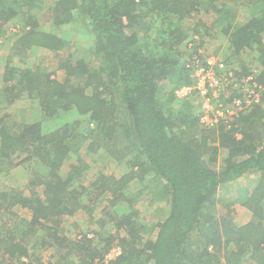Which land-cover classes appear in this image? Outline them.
<instances>
[{
	"label": "trees",
	"instance_id": "1",
	"mask_svg": "<svg viewBox=\"0 0 264 264\" xmlns=\"http://www.w3.org/2000/svg\"><path fill=\"white\" fill-rule=\"evenodd\" d=\"M249 1L254 2L255 13L235 30L231 24L224 29L230 31V55L221 59L225 69H215L224 78L220 94L224 107H231L235 99L244 100L248 84L257 86L259 102L238 111L231 121L210 125L201 119L204 111L197 103L198 89L183 99L176 96L178 89L198 79L183 59L187 53L182 47L199 39L183 31L180 21L200 11L225 21L232 12L227 0L54 1L52 16L58 27L72 24L78 12L86 17L100 62L91 68L83 60L59 57L56 70L64 71L63 81L43 65L7 61L3 66L8 104L26 97L35 107L24 121L8 123L5 118L11 116L0 115V167L8 162L11 170L35 158L47 173L32 169L29 195L0 192L1 201L8 202H0L4 208L0 214L7 217L3 220L6 232L0 234V264H33L30 238L35 234H40L43 244L68 250L58 264H70L65 260L72 254L79 257V264H94L97 258L105 264V255L115 248L120 251L108 264H242L245 257L264 264V0ZM36 2L0 0V48L6 25L18 17L26 27L19 34L21 48L56 54L66 47L63 35L39 30L38 18L25 16L27 6ZM152 30L157 35L153 40L148 35ZM198 44L191 57L198 53ZM248 51L255 52L252 60L245 58ZM117 99L130 119L126 136L134 137L137 144L132 165L119 177L101 174L79 190L73 180L89 168L81 155L70 165L68 178L63 177V167L72 160L67 142L70 123L65 121L47 133L43 128L64 113L87 119L84 125L94 127L90 135L97 132L110 140L120 119ZM25 153L21 160L13 157ZM148 173L157 180L153 181L157 192H150L156 200H164L168 209L151 224L139 218L142 198L134 185ZM251 175L257 182L246 201L228 193ZM83 194L92 200L105 197L114 207L106 214L108 220H101L111 230L99 232L94 246L86 235L72 240L58 230L62 218L89 208ZM16 206L32 213L29 221L21 220L25 228L19 234L13 230L21 221L10 226Z\"/></svg>",
	"mask_w": 264,
	"mask_h": 264
},
{
	"label": "rangeland",
	"instance_id": "2",
	"mask_svg": "<svg viewBox=\"0 0 264 264\" xmlns=\"http://www.w3.org/2000/svg\"><path fill=\"white\" fill-rule=\"evenodd\" d=\"M54 1L55 0H37V4H34L29 8L27 6L25 16H36L39 20V30L43 29L47 31H53L57 34L63 35V37H65L68 41L66 47L58 51L56 54L43 48L27 50H25L26 48H21L20 42L22 41H19V34L22 31H25L26 27L23 25L24 23H20L23 22L22 18L18 17L6 25L7 30L6 33H4V38L1 40L0 60H2L4 63L0 65V76L3 74V66L7 61H12L13 64H20L22 66L24 63L31 66L43 65L48 68V71L53 74L54 78H57L61 81L65 80L66 77L63 70H56V61H58L59 57L71 58L73 61L83 60L91 68L98 66L100 59L94 54L95 38L87 28L85 23V21H87L86 17L82 13L78 12L74 18V21H72V24L58 27V25L54 24V16H52L51 8L54 4ZM226 5L232 9V12L225 21L220 19L217 20L215 19V16H211L205 11H200L199 13L192 12L190 15H187L180 21V26L182 27L183 31L187 32L188 35H191L192 38H197V40L199 39V42L197 41L195 44L200 43L201 47L198 48V53L191 57V53L195 51V44L189 43L183 45L182 48L187 53L183 59L186 60L188 67H192L194 69L193 74L196 78H199V81L190 86H182L176 91V96L178 99H183L186 96L189 97L193 90L198 89L197 103L201 102V109L204 111L201 119L206 125L218 122L221 117L218 116L217 119L213 117L214 113H216L215 108L218 106L216 101H211L210 99L208 102L201 94V92L204 93L205 87H202L204 84V81L202 80L203 75L200 72L199 67L196 65L198 58L201 59L205 57L203 62L199 63L200 67H204L203 63H206V61L208 62V60H211L213 62L212 65L216 66L217 62L221 60L224 55H230V31L226 33L224 29L228 24H231L232 31L235 30L237 24L241 23L246 18L252 17L255 13L253 11V1L227 0ZM17 19H19L20 22H18ZM25 19L26 18L24 17V20ZM154 32L155 31L152 30L150 34H148L152 40L157 36ZM150 48L153 50L154 46H150ZM248 52L249 53L245 54V58L252 60L255 56V52ZM217 74L219 73L217 72ZM11 84L12 83L9 85ZM0 88H2V83L0 84ZM183 89L185 90L184 93L182 92ZM192 96L193 95H191V97ZM7 100V95L5 91H3V93L0 94V115L11 116L5 118L8 123L19 119L24 121V119H27L28 112L32 113V110L35 107L33 106L32 102V105L28 104L30 101L27 100L26 97H22L16 100V102L9 108H7L9 105ZM116 101L118 103V116L120 119L118 121V126L116 127L117 133L114 134L110 140H108V138L105 136H99L97 132H95L93 135H90L92 133L90 128L94 127L91 125H84L83 122L87 121V119L83 117L76 118L73 115L69 116V114L64 115V113L57 116L55 120L53 119L54 121L46 124L43 128V132L47 133L57 129L61 125L70 123L72 130L68 132L69 134L67 135V142L72 148V160L67 162L63 167L65 172L63 177L68 178L70 165L74 164L75 159L81 155L84 162L89 165V168H87L85 172L81 174V176L73 180V186L77 187L79 190H81V187L83 186H90L91 182L96 180L101 174L119 177L127 172L132 165L130 160L132 161L134 155L136 154L137 144L134 137L126 136V133L130 131L131 128L129 115L125 105L122 104L119 99ZM178 105H180V102L176 101V106ZM204 115L211 117L213 121L211 122L210 120H206ZM223 117L227 118L228 121H231L228 116ZM65 121L66 123L64 124ZM75 121H79L81 123H79L77 126ZM230 126L231 125L227 127ZM25 156L26 153L22 156L13 157L17 158L15 160L18 161V159L21 160L22 158H25ZM223 157L224 154L221 152V160ZM5 164L6 165L3 167H0L3 168L0 169V192H9V194H12L14 191H16L22 192L25 195H29L30 188L28 187V182L32 176V169L38 173H41L42 175L47 173L46 166L35 158L28 162L26 160L25 163L17 164L11 170H9L11 168L10 164H8V162ZM143 179L144 180H140L139 183H137V181L134 182V185H136L138 188V192H141L142 198L140 199L141 212L139 214V218L149 221V224H151L163 218L166 215L168 209L164 207V200H156L155 198L158 197L150 192L151 189V191L154 189L156 190L154 182L157 180H154L153 173H148L143 177ZM256 182V176L251 175L244 182H239L237 184V189H230L228 193H231L232 191L239 199L246 201L250 191L256 186ZM158 190H161V184L158 187ZM38 191L40 194H42L43 187H39ZM223 194L224 192L221 191L220 195L223 196ZM82 198L83 203L88 205L89 210L83 207V209H79L73 215L65 216L61 219V224L58 226V230L61 234L72 240L80 239L83 235H86L93 239L92 245L94 246L99 242V232H109L111 230L109 225L102 224L101 220H103L105 217L108 220L106 214L108 210L114 211V207L109 204L105 197H99L92 200L88 194H83ZM0 202L2 204H8L7 201H1V198ZM237 205L239 206V203H237ZM121 209L118 208L117 210L120 211ZM3 210L4 208L0 207V213H2ZM239 210H242V208ZM12 211L15 215L11 217L13 219L10 220V226L17 225L21 220L29 221L32 215L30 210L20 206H16V208H13ZM6 218L7 217L1 215L0 234L6 232V228L4 227L6 224H4L3 221ZM240 218H243V216L240 215ZM243 219L246 218L244 217ZM21 223H23V221H21L19 225L14 228V234H19L20 229L25 228V226L20 225ZM154 234L155 232L151 235V237H153ZM39 235L35 234L30 238V243L32 246L31 253H33V258L30 261H32L33 264H58L59 260H61L62 257L67 254L68 250L61 249L56 245H51L48 243L43 244L45 242H43L42 237ZM45 240H49V238ZM119 251V248L112 249L110 253L105 255L104 263L108 264V261L113 259L119 253ZM67 260L70 262V264H79L80 262L79 257L73 254L68 256L65 261ZM62 263H64V261ZM94 264H101V261H99L97 258ZM242 264H257V262L252 258L245 257Z\"/></svg>",
	"mask_w": 264,
	"mask_h": 264
},
{
	"label": "built area",
	"instance_id": "3",
	"mask_svg": "<svg viewBox=\"0 0 264 264\" xmlns=\"http://www.w3.org/2000/svg\"><path fill=\"white\" fill-rule=\"evenodd\" d=\"M200 62L201 59L198 58V62L196 63V65L197 67H199V70L203 75L202 80L204 81V84L202 85V87H205L204 93L201 92V94L207 101L210 99L211 101L215 100L218 104V106L215 108L216 113H214L213 115L214 118L217 119L219 116L221 117L220 120H227V118L223 116H228L231 120L238 111H247L254 102H259L260 92L258 91L257 86L254 84H248L246 87H244L245 92L248 93L244 100L235 99L231 107H224L222 103H220V94L224 87L223 76L221 74H217L215 65H212L213 62L211 60H208V62L206 61V64L208 65L206 67L204 65V67H200ZM216 66L219 70H223L226 68V65L221 60L217 62ZM198 81L199 78L197 79V82ZM182 92L184 93L185 90L183 89ZM204 116L206 120H210L211 122L213 121L211 117H207V115Z\"/></svg>",
	"mask_w": 264,
	"mask_h": 264
},
{
	"label": "crops",
	"instance_id": "4",
	"mask_svg": "<svg viewBox=\"0 0 264 264\" xmlns=\"http://www.w3.org/2000/svg\"><path fill=\"white\" fill-rule=\"evenodd\" d=\"M235 1V0H234ZM218 17L217 16H215V19H217ZM2 63H4L3 61H0V64H2ZM2 78H3V74H1V76H0V84L2 83V88H0V94H2L3 93V89H4V87H5V82H3V80H2ZM2 92V93H1ZM16 101H14L13 103H9V105L7 106V108H9L12 104H14ZM28 104L29 105H32L31 104V102H28ZM30 113L28 112V114H27V116L29 115ZM20 120V119H19Z\"/></svg>",
	"mask_w": 264,
	"mask_h": 264
}]
</instances>
